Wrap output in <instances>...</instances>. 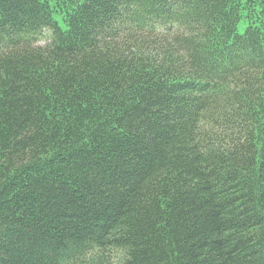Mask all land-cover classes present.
I'll list each match as a JSON object with an SVG mask.
<instances>
[{"label": "trees", "instance_id": "obj_1", "mask_svg": "<svg viewBox=\"0 0 264 264\" xmlns=\"http://www.w3.org/2000/svg\"><path fill=\"white\" fill-rule=\"evenodd\" d=\"M0 264H264V0H0Z\"/></svg>", "mask_w": 264, "mask_h": 264}]
</instances>
